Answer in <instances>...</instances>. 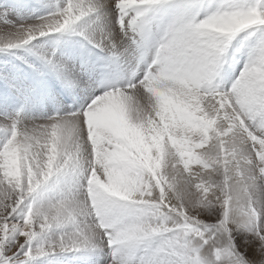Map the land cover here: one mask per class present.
<instances>
[{"label":"snow or ice","instance_id":"snow-or-ice-1","mask_svg":"<svg viewBox=\"0 0 264 264\" xmlns=\"http://www.w3.org/2000/svg\"><path fill=\"white\" fill-rule=\"evenodd\" d=\"M0 264H264V0H0Z\"/></svg>","mask_w":264,"mask_h":264},{"label":"rangeland","instance_id":"rangeland-1","mask_svg":"<svg viewBox=\"0 0 264 264\" xmlns=\"http://www.w3.org/2000/svg\"><path fill=\"white\" fill-rule=\"evenodd\" d=\"M195 168V165H193V169Z\"/></svg>","mask_w":264,"mask_h":264}]
</instances>
